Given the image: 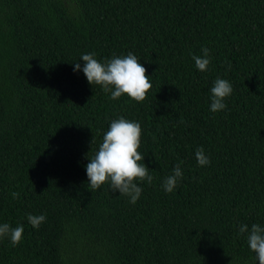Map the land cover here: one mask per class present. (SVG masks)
Wrapping results in <instances>:
<instances>
[{
  "label": "trees",
  "instance_id": "trees-1",
  "mask_svg": "<svg viewBox=\"0 0 264 264\" xmlns=\"http://www.w3.org/2000/svg\"><path fill=\"white\" fill-rule=\"evenodd\" d=\"M203 47L205 72L192 59ZM89 52L135 54L146 99L113 100L73 71ZM217 77L233 92L212 112ZM120 116L141 124L154 178L135 204L87 184L88 155ZM2 223L24 232L15 247L0 239V264H259L238 228L264 225V0H0Z\"/></svg>",
  "mask_w": 264,
  "mask_h": 264
},
{
  "label": "clouds",
  "instance_id": "clouds-1",
  "mask_svg": "<svg viewBox=\"0 0 264 264\" xmlns=\"http://www.w3.org/2000/svg\"><path fill=\"white\" fill-rule=\"evenodd\" d=\"M201 51L202 55L193 54L192 59L196 68L205 72L212 58L207 47H203ZM80 59L84 62L83 67L76 62L73 71L82 70L89 84L99 85L105 93H110L113 100L126 94L136 102H143L152 88L150 76L146 75L147 69L132 52L122 56L114 55L103 62L96 58L94 52L84 53ZM210 92V110L222 111L227 107L225 100L232 94L233 86L228 80L217 77ZM142 131L138 121L123 116L110 122L98 150L92 156L88 155L90 162L86 164L87 184L92 192L107 183L113 192L118 191L119 195L127 196L130 203L135 204L138 201L143 191L140 183L147 181L151 184L154 179L143 162L144 155L138 151ZM195 158L201 167L211 163L203 147L196 149ZM181 163L183 162L177 163L172 173L163 179L162 187L165 192H173L183 178ZM10 195L13 199H18L20 194L12 192ZM27 220L33 228L38 229L46 221V216L28 214ZM23 232V225L13 227L9 223L0 224V239L8 238L14 247L23 240ZM238 234L246 236L249 250L255 253L259 264H264V225L253 223L249 227L248 224H241Z\"/></svg>",
  "mask_w": 264,
  "mask_h": 264
}]
</instances>
